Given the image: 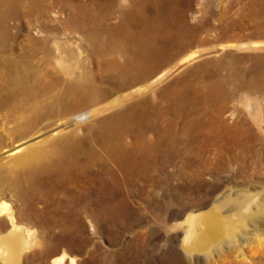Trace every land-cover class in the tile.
Instances as JSON below:
<instances>
[{
    "label": "rangeland",
    "instance_id": "rangeland-1",
    "mask_svg": "<svg viewBox=\"0 0 264 264\" xmlns=\"http://www.w3.org/2000/svg\"><path fill=\"white\" fill-rule=\"evenodd\" d=\"M56 41L80 55L76 72L90 78L101 91L99 96L106 97L101 105L199 51L195 60L176 66L155 87V100L147 94L122 107L151 99L160 109L159 129L171 132L168 143L175 157L153 167L156 183L137 179L134 190L124 188L129 191V208L123 220L108 226L86 221L81 233L86 244L51 239V228L42 220L86 188L95 196L111 193L114 183L104 173L109 165L104 156L98 155L86 168L90 183L68 180L45 187L41 181L39 194L23 196L28 187L24 169H10L5 152L22 144L15 126L24 121L36 99H52L46 98L45 87L57 91L70 79L49 55ZM241 43L254 48L240 47ZM38 46L45 52H37ZM141 49H148L153 58L144 59L138 54ZM30 51L35 53L33 60ZM10 60L33 72L23 84L36 96L30 101L18 87L10 88L7 69L0 66V97L12 98L13 107L0 111V200L10 203L23 224L39 231L42 244L26 252L22 264H51L64 249L77 256L78 264H207L201 255L188 258L181 245L184 228L175 227L191 211L208 208L232 188L236 194H256L260 211L254 209L251 233L248 240L242 239L243 255L225 244L211 264H264V0H0V62ZM137 62L145 67L139 77L134 70ZM136 78L140 81L133 83ZM245 96L254 100L255 109L247 106ZM180 100L183 108L169 110ZM101 116L91 123L92 129ZM235 130L251 133L241 138L234 136ZM53 131L54 127L47 129ZM217 133L221 146L210 142ZM129 135L138 141L137 133ZM159 137L152 130L146 133L148 142ZM194 138L201 140V148L192 146ZM51 157L42 155L41 163ZM1 229L6 232L9 224Z\"/></svg>",
    "mask_w": 264,
    "mask_h": 264
},
{
    "label": "bare ground",
    "instance_id": "bare-ground-1",
    "mask_svg": "<svg viewBox=\"0 0 264 264\" xmlns=\"http://www.w3.org/2000/svg\"><path fill=\"white\" fill-rule=\"evenodd\" d=\"M37 43L40 44V41L37 40ZM65 45L67 44L56 41L51 49L52 52L49 51V55L51 53L54 58V63L62 67L70 76L68 82L62 83L57 91L52 90V87H45L46 98H52L50 102L36 99L35 93L25 83L23 84L24 79L34 77L26 64H20L14 60L0 62V66L7 69L8 82L9 85L11 84L9 87L11 88L12 85L15 89L18 87L21 91L19 93L29 95L27 100H37L34 106L31 105L28 114L23 116L24 121L15 126L16 133L20 134L23 141L22 144L13 150L6 149L5 152H8L10 169H14L13 166L24 169L28 187L21 193L23 196L39 194L41 181L45 187L63 185L68 180L90 183L91 175L86 173V168L98 155L104 156L105 161L109 162V165H105L104 173L111 175L114 183L111 193L106 192L105 195L100 193L95 196L93 191L86 188V192L72 195L68 205H60L56 209L49 210L45 215L48 219L42 220V223L46 222L51 228V239L86 244V238L81 234L85 230L86 221L93 225L98 223L108 226L123 220L126 216L125 211L129 208L127 200L129 191H125L124 188L134 190L137 179L156 183L154 172L157 169L152 170L153 167L158 168L161 162L175 157V150H171L173 146L168 143L171 132L169 130L162 132L159 129L157 121L160 109L151 99L138 100L128 107L125 106L126 108L122 109V107L129 100L141 98L147 94H151L155 100L157 97L154 93L155 87L162 83L176 66L198 57L199 51L183 57L174 67L161 72L148 83L101 105L106 97L99 96L101 91L90 78L84 79L82 74L79 75L76 72L80 55L67 50ZM249 45L253 46L250 43H241L240 47ZM31 51L29 56L33 60L35 53L32 54ZM38 51L45 52V49L39 47ZM138 54L147 60L154 55L148 49H141ZM72 59L75 62L73 65ZM134 67H137L134 70L138 71L139 77L145 67L138 62ZM137 78L133 83L140 81ZM243 99L250 109L254 108L256 103L251 97L245 96ZM11 101L12 98L8 96L0 97V111L12 110ZM183 107V100H180L173 103L169 110L176 111ZM113 109L117 111L103 117ZM100 115L102 116L95 121L96 126L92 129L91 123ZM51 127H54V131L48 133L47 129ZM151 130L160 135L157 142L146 140V133ZM231 132L232 130L228 129L229 135L233 136ZM130 133L138 134L137 144L129 135ZM246 133L251 132L235 130L234 136L241 137ZM53 139L56 140L55 144L49 149ZM31 140L34 142L29 143ZM190 142L193 147L201 148L199 138H194ZM210 142L212 145L219 146L220 134L217 133ZM46 153H50L52 157L45 163H41L40 158ZM154 155L157 157L156 160H153ZM101 180L106 182L107 187L108 179L103 176ZM232 189L221 198H217L208 208L191 211L184 221L175 227V229L184 228L181 245L189 259H195L201 255L207 264H211L214 255L225 244L229 247L232 245L237 253L243 255L242 239H247L250 235V221L254 220L256 214L254 209H259L261 205L256 194L239 191L236 194ZM12 209L7 200H0V264H22L26 252L35 250L37 247L42 248L39 231L23 224ZM6 222L9 224V229L3 232L1 226ZM37 253L38 251H33L32 254ZM78 260L77 256H72L64 249L60 255L53 258L51 264H78Z\"/></svg>",
    "mask_w": 264,
    "mask_h": 264
}]
</instances>
